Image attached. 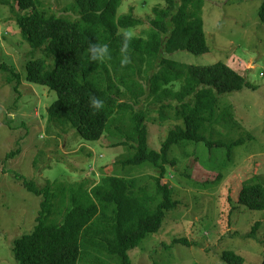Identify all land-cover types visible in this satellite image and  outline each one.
<instances>
[{
	"label": "trees",
	"instance_id": "1",
	"mask_svg": "<svg viewBox=\"0 0 264 264\" xmlns=\"http://www.w3.org/2000/svg\"><path fill=\"white\" fill-rule=\"evenodd\" d=\"M164 2L152 7L148 33L133 36L120 29L137 26L141 19L133 16L132 8L117 16L121 0H72L75 19L48 12L41 0H0L9 5L31 53L42 54L24 61V79L57 93L47 107L46 130L71 127L90 141L104 134L117 139L111 147H124L116 161L120 168L149 162L158 172L149 180L110 170L98 180L87 177L43 185L17 176L27 191L40 197V208L32 229L12 242L16 264H130L129 251L156 233L166 211L178 203L170 184L163 182L166 166L176 163L169 157L171 146L182 142L223 146L224 142L207 136L210 125L239 126L230 105L217 106L221 94L249 86L237 69L222 61L201 66L167 58L177 50L208 51L201 16L204 0ZM258 17L264 22V0ZM91 44L108 45L109 54L91 59ZM125 56L128 62L122 64ZM50 58L54 64L46 69ZM0 70L7 73V81H16L17 91L19 71L2 62ZM92 97L102 100L103 106L94 109ZM151 110L156 111L159 123L172 118L178 122L168 130L159 150L148 145L145 121ZM241 140H231L228 150ZM19 150L5 157H15ZM263 182L243 185L237 202L251 210H264ZM257 226L254 223L243 236L255 238ZM190 242L185 237L172 240L173 244ZM221 259L226 264L244 261L233 250L222 251Z\"/></svg>",
	"mask_w": 264,
	"mask_h": 264
},
{
	"label": "rangeland",
	"instance_id": "2",
	"mask_svg": "<svg viewBox=\"0 0 264 264\" xmlns=\"http://www.w3.org/2000/svg\"><path fill=\"white\" fill-rule=\"evenodd\" d=\"M262 1L204 0L201 16L208 51L194 54L177 50L167 54V58L183 64L225 62L237 69L249 86L218 97V108L230 105L239 124L232 128L226 122L210 125L207 136L224 142L223 146L207 147L203 142L171 146L169 157L176 163L166 166L163 182L170 184L178 203L166 211L156 233L129 251L130 264H226L221 259L224 250L241 255L242 264L261 263L264 210L248 209L237 200L243 185L264 181V22L258 17ZM41 2L43 8L57 16L77 17L72 0ZM164 3L121 0L117 16L132 8L133 16L141 23L120 31L145 36L152 7ZM39 56L40 51L31 53L9 5L0 3V62L14 67L21 76L18 90L14 91L16 81H7V73L0 70V264H16L12 242L32 229L40 208V197L22 186V178L43 185L87 177L98 180L110 170L149 180L158 175L149 162L120 168L116 161L124 147L110 146L117 139L103 134L96 141L84 140L71 127L47 131V107L57 93L24 79V61ZM53 64L50 58L46 69ZM145 123L149 147L159 150L168 130L178 122L172 118L159 123L156 111L151 110ZM235 139H242L241 143L229 151L227 144ZM17 148L20 150L15 157H5ZM254 223H258L255 238L244 237ZM174 237L191 242L173 244Z\"/></svg>",
	"mask_w": 264,
	"mask_h": 264
},
{
	"label": "clouds",
	"instance_id": "3",
	"mask_svg": "<svg viewBox=\"0 0 264 264\" xmlns=\"http://www.w3.org/2000/svg\"><path fill=\"white\" fill-rule=\"evenodd\" d=\"M128 37L127 34H125V40L127 41ZM127 48V43H125L124 51ZM89 51L91 53V59L96 60L100 58H104L109 54L108 45L106 44H91L89 47ZM128 62L127 56L124 57V59L121 61L122 64H126ZM91 106L94 109H99L103 106V101L100 99H97L95 97L90 98Z\"/></svg>",
	"mask_w": 264,
	"mask_h": 264
}]
</instances>
